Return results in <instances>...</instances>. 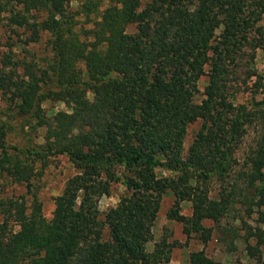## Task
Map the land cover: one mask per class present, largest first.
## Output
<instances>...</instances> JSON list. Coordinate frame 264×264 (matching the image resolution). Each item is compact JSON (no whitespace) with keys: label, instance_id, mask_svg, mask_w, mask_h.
<instances>
[{"label":"trees","instance_id":"1","mask_svg":"<svg viewBox=\"0 0 264 264\" xmlns=\"http://www.w3.org/2000/svg\"><path fill=\"white\" fill-rule=\"evenodd\" d=\"M73 1L0 0V176L28 181L36 163L41 169L55 154L76 169L53 196L49 218L37 200L29 207L0 198V213L17 225L9 230L6 218L0 222V264L166 262L167 242L145 247L166 191L174 196L167 216L187 236L205 243L211 228L203 220L230 216L243 225L247 253L264 250V82L246 65L252 52L240 80L254 77L251 99L235 103L230 90L245 49L264 45L257 24L264 0H78L74 8ZM78 15L90 26L76 29ZM43 33L46 54L36 59L25 46ZM20 44L21 56L13 50ZM63 99L69 111L45 113L43 101ZM196 120L184 152L186 128ZM13 121L46 127L44 142L7 144L3 130ZM254 121L258 134L242 166L228 189L211 195L209 180L232 171L235 148ZM156 168L171 173L157 175ZM111 182L125 192L100 218L97 200ZM181 200L190 202L189 215L178 211ZM235 203L246 218L254 214V224L236 215ZM226 223L231 243L237 227ZM187 263L213 260L199 249Z\"/></svg>","mask_w":264,"mask_h":264},{"label":"rangeland","instance_id":"2","mask_svg":"<svg viewBox=\"0 0 264 264\" xmlns=\"http://www.w3.org/2000/svg\"><path fill=\"white\" fill-rule=\"evenodd\" d=\"M78 0H74L71 4L73 8L76 6ZM78 23L76 29L80 25L85 27L90 26V23L83 21V16H77ZM264 34V14L257 23ZM131 30L132 27H128ZM1 33L3 34V27L0 26ZM46 35L43 33L40 40L36 43H30L25 46L32 52L34 58L38 59L46 54L44 49V40ZM15 38V37H14ZM4 47H0V53L4 50ZM16 55H23L22 47L16 45L13 47ZM248 51L239 59V65L241 66L242 72L239 77L232 80L230 83V90L233 93L232 99L235 103H246L251 99L252 94V81L254 77L244 78L245 84L240 83V80L244 77V60L248 58L252 52L253 58L249 61L247 66L253 68L262 76L264 82V45L263 47H256L253 51ZM244 51V53H245ZM27 57L29 54L26 55ZM207 77L205 75L200 76L197 87L198 91L194 96L196 102L202 97V91L206 84ZM89 96V95H88ZM259 94H254V97H259ZM5 101L0 98V115L5 108ZM45 113L49 116L56 110L69 111L71 104L67 99L63 100H45L42 102ZM200 125V120H196L190 123L185 132L183 140V151L185 152L189 143L191 142L195 131ZM47 130L46 127H35L33 128L29 122L24 121L23 126L21 122L13 121L10 123V127H6L3 130L5 142L11 146H17L20 148L30 147L36 143H42L45 140L44 134ZM258 124L254 121L253 123L246 126V130L239 141L234 151L235 163L232 166V171L226 175L223 180L212 177L208 182V190L211 195L216 197L219 192H223V189H228L229 184L235 177L234 171L238 170L243 164L245 154L249 148L253 145L254 140L258 134ZM39 163H36L35 173L25 182H13L11 179L5 176H0V198L2 199H23L25 204L30 205L37 200L41 204V213L45 218H49L53 208V196L58 194L61 190L65 180L76 172L75 167L63 154H55L48 156L47 165L43 168L38 167ZM39 168V169H38ZM171 172L162 168H156L157 175H166ZM125 192L124 186L118 182H111L107 191L103 192L97 200V208L99 217L102 218L104 212L110 207L116 204L120 195ZM174 206V196L171 192L166 191L159 203V207L154 218L151 227V239L145 244L146 250L151 251L156 242L164 240L170 245L169 260L166 262H158L156 264H188L187 257L188 253L193 250L203 249L204 252L213 260V264H264V250L259 247L253 254H248L243 243L242 237L244 234L243 225L240 226L238 220H232L230 216L223 217L216 222L211 220H203L205 226H210L211 235L209 239L202 243L196 235L191 233L187 236L183 230L181 222L171 219L167 216V212ZM236 208V215L241 216L249 224H254V214L252 217H245L242 208L238 203L234 204ZM239 208V209H238ZM178 211L184 215H189L191 211L190 202L181 200L178 203ZM7 229L15 230L17 225L14 223L13 217L0 213V222L5 221ZM226 222L235 225L238 237L231 240L232 233L225 231L223 228L227 224ZM264 227V225H263ZM251 242V241H250Z\"/></svg>","mask_w":264,"mask_h":264}]
</instances>
